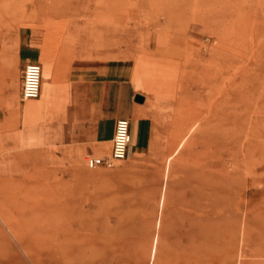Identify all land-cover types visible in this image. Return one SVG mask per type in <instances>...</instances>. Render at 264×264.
Listing matches in <instances>:
<instances>
[{
  "label": "rangeland",
  "instance_id": "1",
  "mask_svg": "<svg viewBox=\"0 0 264 264\" xmlns=\"http://www.w3.org/2000/svg\"><path fill=\"white\" fill-rule=\"evenodd\" d=\"M29 2L0 0V22ZM102 2L162 35L200 33L181 55L184 129L163 163L0 178V264H264V0ZM153 72L140 88L173 97L172 68Z\"/></svg>",
  "mask_w": 264,
  "mask_h": 264
},
{
  "label": "crops",
  "instance_id": "2",
  "mask_svg": "<svg viewBox=\"0 0 264 264\" xmlns=\"http://www.w3.org/2000/svg\"><path fill=\"white\" fill-rule=\"evenodd\" d=\"M24 5L12 24L0 22V178L36 166H85L86 155L110 152L121 117L129 119L131 135L123 161L163 163L184 129L176 124L181 55L201 42L200 33L174 28L162 35L150 19L140 24L144 15L111 12L102 0ZM126 32L135 35L134 46L120 40ZM137 53L149 56L145 63ZM29 62L41 67V88L36 99L23 100L22 69ZM158 62L175 74L173 97L140 88Z\"/></svg>",
  "mask_w": 264,
  "mask_h": 264
},
{
  "label": "built area",
  "instance_id": "3",
  "mask_svg": "<svg viewBox=\"0 0 264 264\" xmlns=\"http://www.w3.org/2000/svg\"><path fill=\"white\" fill-rule=\"evenodd\" d=\"M41 88V67L38 63H26L22 69L21 98L36 99ZM130 121L126 117L118 118L114 124L110 152L106 155H86L85 166L88 169L114 168L117 162L123 161L128 153L130 144Z\"/></svg>",
  "mask_w": 264,
  "mask_h": 264
},
{
  "label": "water",
  "instance_id": "4",
  "mask_svg": "<svg viewBox=\"0 0 264 264\" xmlns=\"http://www.w3.org/2000/svg\"><path fill=\"white\" fill-rule=\"evenodd\" d=\"M134 99L136 102L141 103L143 101V96L136 94Z\"/></svg>",
  "mask_w": 264,
  "mask_h": 264
}]
</instances>
